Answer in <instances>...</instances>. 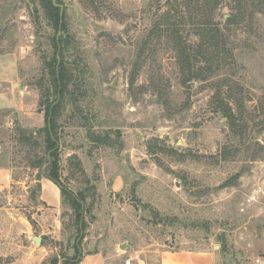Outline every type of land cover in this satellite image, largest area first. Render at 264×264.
<instances>
[{
	"label": "rangeland",
	"instance_id": "rangeland-1",
	"mask_svg": "<svg viewBox=\"0 0 264 264\" xmlns=\"http://www.w3.org/2000/svg\"><path fill=\"white\" fill-rule=\"evenodd\" d=\"M62 1L75 8L65 9L59 40L69 36L77 49L63 53L79 62L84 90L82 111L68 102L59 129L61 180L87 200L81 254L161 264L164 252H206L213 264H264V157L253 158L248 142L222 157L238 141L215 111L217 88L184 87L156 29L174 0ZM231 1L219 9L222 24ZM225 31L235 59L225 75L246 88L251 108L264 94V12ZM58 33L40 0H0V264H64L77 254L73 210L55 183L44 184L42 199L46 177L33 167L44 135L38 145L20 138L46 125L35 80ZM229 87L219 89L237 111L240 95ZM262 119L249 121L252 143L264 144Z\"/></svg>",
	"mask_w": 264,
	"mask_h": 264
},
{
	"label": "trees",
	"instance_id": "trees-1",
	"mask_svg": "<svg viewBox=\"0 0 264 264\" xmlns=\"http://www.w3.org/2000/svg\"><path fill=\"white\" fill-rule=\"evenodd\" d=\"M42 8L47 14L52 29L60 30L65 28V12L63 18L60 16V8L53 5V0H40ZM58 3H61L59 1ZM170 9L160 16V23L156 29L160 32V42H164L165 53L172 54V58L179 72L180 83L188 88L196 82H210L215 85L217 91L215 99L217 105L215 111H218L227 119L232 140L238 143H232L222 150V157L229 159L230 156L237 154L242 145H247V149L252 144L257 146V151L253 158L264 157V144L261 141L252 143L249 136V121L263 116L259 126L264 125V94L259 98V102L251 108L244 104V100L252 101V97L246 93V88L239 82L233 81L225 75L227 68L235 64L233 49L229 45V37L225 29L239 25L245 18L252 19L259 12H264V0H232L229 4L231 13L226 19V23L222 24L218 19V13L224 0H174L169 3ZM63 20L62 27L60 22ZM195 35L197 40H192L191 36ZM150 34L148 35V38ZM51 44L54 49L53 54L44 67V74L36 77V86L40 89L41 101L40 105L44 106L45 122L44 128L34 131L27 135L23 132L27 140L36 139L35 144L38 145L37 136L44 135V154L38 156L33 163L34 168L39 169L40 176L46 177L57 184L61 190L69 207L74 212V224L77 229L76 234V255L67 257L64 264H79L83 255L80 252V246L85 229L84 213L86 212V195L83 192L75 193L68 188L61 180L60 176V136L59 129L62 118L68 102H72L76 111H82L79 107V99L84 97V90L78 86L77 79L80 78L75 73V68L79 67L77 59L67 60L63 51H70L74 48L75 55L77 49L71 44L69 36L62 40H57L56 35L51 36ZM147 42L143 43V45ZM73 46V48L71 47ZM144 53V48L140 49V55ZM58 55L61 62H58ZM74 86L78 89L77 93L71 90ZM223 85L233 86L237 88L240 95L239 106L237 111L230 106L227 93L221 92L219 88ZM160 98L163 95L160 92ZM243 101V102H242ZM162 102L167 104L163 99ZM87 122L88 118H87ZM94 137V135H91ZM99 142H107L104 137H94ZM49 154L52 157L51 164L44 173V168L48 163ZM241 173L235 174L232 180H228L220 185L219 188L230 186L238 180ZM82 225V227H81ZM79 241V242H78ZM58 264V263H56Z\"/></svg>",
	"mask_w": 264,
	"mask_h": 264
},
{
	"label": "crops",
	"instance_id": "crops-1",
	"mask_svg": "<svg viewBox=\"0 0 264 264\" xmlns=\"http://www.w3.org/2000/svg\"><path fill=\"white\" fill-rule=\"evenodd\" d=\"M2 108V107H0ZM3 172V168H0ZM7 177V176H6ZM44 184H51L55 186L54 182L48 178L42 180V199L46 201L44 196ZM57 185V184H56ZM57 190L61 194L60 188ZM48 203V202H47ZM50 205V204H49ZM139 264H145L144 261L138 260ZM132 263V258H131ZM79 264H106L102 255L100 254H83L82 260ZM161 264H213V257L210 253H183V252H164L161 258Z\"/></svg>",
	"mask_w": 264,
	"mask_h": 264
},
{
	"label": "water",
	"instance_id": "water-1",
	"mask_svg": "<svg viewBox=\"0 0 264 264\" xmlns=\"http://www.w3.org/2000/svg\"><path fill=\"white\" fill-rule=\"evenodd\" d=\"M59 1H61V3H58ZM53 5L55 7H59L60 8V10H61V12H60L61 19L63 18L64 11H65V9L67 7H73V8H75L73 5H70L67 2L62 1V0H53ZM62 23H63V20H61V22H60V28L62 27ZM61 34H63V31L60 29L59 30V33H58V36H57V40H59V37H60ZM73 52L74 51L71 49L70 50V53L73 54ZM66 59L68 60L67 57H66ZM58 62H59V64L61 62V57L59 55H58ZM113 88H114V86H113ZM51 162H52V157L49 154V156H48V163H47V165L44 168V173L46 172V169L51 164ZM81 227H82V225H81ZM34 240L36 241L37 244H41L42 239L40 237H36V238H34ZM124 247H125V245H121V248H124Z\"/></svg>",
	"mask_w": 264,
	"mask_h": 264
},
{
	"label": "built area",
	"instance_id": "built-area-1",
	"mask_svg": "<svg viewBox=\"0 0 264 264\" xmlns=\"http://www.w3.org/2000/svg\"><path fill=\"white\" fill-rule=\"evenodd\" d=\"M7 179H8V180L11 179L10 175H7ZM126 264H131V259H128V260L126 261Z\"/></svg>",
	"mask_w": 264,
	"mask_h": 264
}]
</instances>
